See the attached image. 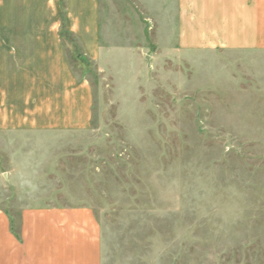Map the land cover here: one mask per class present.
Listing matches in <instances>:
<instances>
[{
	"label": "rangeland",
	"instance_id": "374dc122",
	"mask_svg": "<svg viewBox=\"0 0 264 264\" xmlns=\"http://www.w3.org/2000/svg\"><path fill=\"white\" fill-rule=\"evenodd\" d=\"M54 1L27 29L63 39L91 118L55 133L0 126V209L16 238L24 209L86 206L101 264H264V50L179 51V0H93L90 58L79 12Z\"/></svg>",
	"mask_w": 264,
	"mask_h": 264
},
{
	"label": "crops",
	"instance_id": "0c3cea01",
	"mask_svg": "<svg viewBox=\"0 0 264 264\" xmlns=\"http://www.w3.org/2000/svg\"><path fill=\"white\" fill-rule=\"evenodd\" d=\"M67 1V13L74 18L79 12L82 18L77 36L85 55L95 57L100 50L95 3ZM54 2L46 0V5L59 8ZM178 2L177 50H264V0ZM43 7V0H7V34H0V57H7V63L2 61L7 64V114L0 126L9 132L55 133L86 129L90 123V91L73 78L63 39L28 32V26L41 25ZM78 86L83 95L76 92ZM11 217L0 209V264H101V226L91 208L24 209L18 216L20 241Z\"/></svg>",
	"mask_w": 264,
	"mask_h": 264
}]
</instances>
